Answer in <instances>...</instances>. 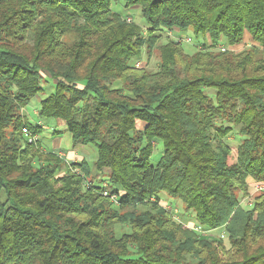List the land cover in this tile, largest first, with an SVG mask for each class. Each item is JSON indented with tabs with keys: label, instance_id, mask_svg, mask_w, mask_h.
<instances>
[{
	"label": "trees",
	"instance_id": "16d2710c",
	"mask_svg": "<svg viewBox=\"0 0 264 264\" xmlns=\"http://www.w3.org/2000/svg\"><path fill=\"white\" fill-rule=\"evenodd\" d=\"M49 81L39 117L94 146L93 163L24 136L42 131L23 110ZM249 180L264 185V0H0V264H264Z\"/></svg>",
	"mask_w": 264,
	"mask_h": 264
},
{
	"label": "rangeland",
	"instance_id": "374dc122",
	"mask_svg": "<svg viewBox=\"0 0 264 264\" xmlns=\"http://www.w3.org/2000/svg\"><path fill=\"white\" fill-rule=\"evenodd\" d=\"M113 10L119 14H121L123 17H127L129 21H135L139 27L142 29L146 28V24L144 21V18L142 16L141 10L139 8H129L127 9L122 1H114ZM192 33V32H191ZM191 33H188L189 37L193 38V44H185V50L187 53H193L196 49V40L194 35ZM170 33L164 32L163 37L160 41V43L164 44L167 42V38ZM187 35V34H186ZM170 37V36H169ZM250 47V44L247 43ZM240 49V48H239ZM239 49H231L230 51L234 52ZM147 54L144 55L143 60L147 64V69L149 71H157L159 68V55L157 52H154L151 55V58H147ZM143 63L141 62V65L138 67V69H142ZM137 68V67H136ZM54 92L53 83L49 81V83H44L43 91H41L35 98L32 99L30 104L23 110L24 116L28 119L29 122L36 124L39 123L42 126V131L38 137V143L37 145L43 150V151H53L56 150L58 152V149L63 150L64 152L69 151L72 146L71 136L67 132V127L64 123L54 120V119H46L39 117L38 113L41 108V102L46 99L50 94ZM90 105H92V102H90ZM55 132H59L58 135H55ZM237 128L233 130L232 134L228 137L227 143L229 146L234 150L237 151V148L240 146L241 142L243 141V138L238 136ZM70 147V148H69ZM80 152H82V155H85L84 157L87 158V161L90 163H93L97 158V152L95 150V147L92 145L89 146H78L77 147ZM86 149V150H85ZM162 154V146H159L155 149V152L152 157V164H156L160 156ZM67 159V158H66ZM68 160V159H67ZM107 172V171H105ZM97 172L93 169V176L92 178H97ZM250 185L252 186L250 189V195L247 197H244L241 199V204L246 208L249 209L253 203L254 199L256 197L262 196L264 194V190L259 191L257 188L259 187L256 182L249 180ZM264 186V185H263ZM164 198H167L165 195H162ZM168 199V198H167ZM168 204L172 205L175 210H177V213L175 217L178 219V221L181 219L184 210L181 202L179 201H169ZM127 212H133L132 209L127 210ZM130 214V213H126ZM189 215V214H188ZM191 218V217H190ZM192 226L191 224L185 223V227ZM123 228L121 226H116V233L120 234L122 232ZM222 231L214 232L213 236L216 237V239L220 236ZM222 243L225 245L226 249L230 248V243L228 237H225L224 240H222Z\"/></svg>",
	"mask_w": 264,
	"mask_h": 264
},
{
	"label": "built area",
	"instance_id": "2783aa9c",
	"mask_svg": "<svg viewBox=\"0 0 264 264\" xmlns=\"http://www.w3.org/2000/svg\"><path fill=\"white\" fill-rule=\"evenodd\" d=\"M184 42H186V43H190L191 40H190V39H185ZM218 49H219L221 52H225V51L228 50L224 45H220V46L218 47ZM140 65H141V62H137V63L135 64V67L138 68ZM22 132H23L24 136L28 139L29 143H34V142H36V141L38 140V136H37V135H33V134L29 131V129H28L27 127H24V128L22 129ZM257 190H259V191L264 190V186H263V185H259V187L257 188ZM167 209H168V211H171V208H170V207H167ZM175 211L177 212V210H175ZM175 219L178 220L176 217H175ZM191 228H192V227H191ZM193 228H194L195 231H198V232H200V233H202V234H209V235H212V236H213V233H214V232H217V231H215V230H211V231H209V232H206V231H203V229H201L200 227H193ZM225 237H227V234H226L225 231L222 230V232H221V234H220V238H221L222 240H224Z\"/></svg>",
	"mask_w": 264,
	"mask_h": 264
},
{
	"label": "crops",
	"instance_id": "0c3cea01",
	"mask_svg": "<svg viewBox=\"0 0 264 264\" xmlns=\"http://www.w3.org/2000/svg\"><path fill=\"white\" fill-rule=\"evenodd\" d=\"M71 141H72V139H71ZM53 151L57 152L56 150H53ZM58 153L61 157H65L68 159V161H71L74 163H79L83 159H87L86 157H84L85 155L81 154L82 152H80V150L78 148H71L67 152H64L63 150L58 149Z\"/></svg>",
	"mask_w": 264,
	"mask_h": 264
}]
</instances>
